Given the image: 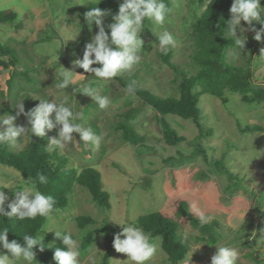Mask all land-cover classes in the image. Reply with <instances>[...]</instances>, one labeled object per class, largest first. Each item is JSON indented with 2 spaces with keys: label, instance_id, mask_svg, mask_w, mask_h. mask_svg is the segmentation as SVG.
<instances>
[{
  "label": "rangeland",
  "instance_id": "374dc122",
  "mask_svg": "<svg viewBox=\"0 0 264 264\" xmlns=\"http://www.w3.org/2000/svg\"><path fill=\"white\" fill-rule=\"evenodd\" d=\"M98 1L0 0V11L12 9L17 14L15 21L0 23V44L12 47L18 58L16 65L0 69V116L14 115L16 105L22 100L24 105L25 98L34 107L39 104L38 99L63 98L65 93L55 87L61 78L60 72L63 68L72 70L77 40L90 42L97 32L94 24L89 30L82 8ZM209 2L165 0L172 12L162 27L151 22L144 24L140 33L141 62L131 73L105 83L84 73L83 69H75L77 74L85 75L74 74L79 84L90 85L111 98L107 109L99 108L85 94L72 95L75 86L65 89L68 104L74 111L83 113V119L78 122L91 127L102 139L99 147L85 148L79 135L74 133L77 142H73L70 150L64 155L59 150L56 152L66 157L68 167L77 172L91 167L100 173L110 208H98L87 190L75 185L68 196L67 207L48 218L38 234L54 244L61 240L56 231L71 232L80 242L88 230L106 229L94 234L92 245L81 252L80 264H91L90 256L95 258L96 264H104V260L107 264H130L125 254L114 249L113 238L121 232L122 226L135 224L138 217L152 212H160L178 225L177 234L188 249L185 260L192 254L190 264H210L216 246L221 244L236 248L237 264H264V101L245 104L240 94L225 92L227 102L223 105L218 98L201 94L198 102L201 123L205 129H210L211 135L200 136L190 120L167 115L171 126L183 138L175 146H168L162 140L156 112L135 95L125 92L124 85L134 80L136 86L159 97H178L180 76L161 60L157 37L165 30L173 34L177 43L169 51L170 61L193 75L192 26ZM261 5L264 6V0ZM104 24L106 32L109 31L110 23L104 21ZM240 52L228 48L227 63L247 67L251 52L247 49ZM0 60L8 61L9 57L0 56ZM250 68L255 86L264 89V45L256 49ZM194 91H198L197 88ZM126 113L133 114L129 123L143 136V144L131 145L120 138L116 126ZM236 122L242 128L258 125L263 130L241 133ZM16 123L26 126V117L21 115ZM56 135L55 129L47 132L46 147ZM17 142L8 145V150L17 152L24 148L28 136L18 137ZM221 167L234 178L221 173ZM17 173L0 164V189L14 181L19 187ZM4 191L9 196L7 205L14 195L9 189ZM180 203H184V207ZM193 204L212 217L210 222L217 223L214 243L189 225L188 215L198 218L193 213ZM79 216L90 217L95 224L81 230L76 225ZM152 241L157 252L147 264H169L161 250L160 238H152ZM198 245L201 246L197 249ZM0 253L11 258L2 247Z\"/></svg>",
  "mask_w": 264,
  "mask_h": 264
},
{
  "label": "clouds",
  "instance_id": "9594fccd",
  "mask_svg": "<svg viewBox=\"0 0 264 264\" xmlns=\"http://www.w3.org/2000/svg\"><path fill=\"white\" fill-rule=\"evenodd\" d=\"M100 2V0H99ZM172 8L165 3V0H122L118 6V12L112 15V23L107 25L109 31L106 32L104 18L110 14L108 10H102L95 6L90 7L84 13V21L91 30L93 24L97 32L84 46L82 58L73 61L72 70L65 68L60 72V79L56 82V89L65 93L62 99H38L39 104L29 111H25L22 101L15 109L14 115L6 114L0 116V145H14L17 138L25 136L44 138L47 132L57 131V135L49 140L46 151L59 150L64 155L79 135V141L83 142L85 148L89 146L99 147L102 136L97 135L91 127H84L78 121L83 119V113L74 111L68 104L66 88L75 86L72 95L82 93L95 101L99 108L107 109L112 101L107 95H101L99 90L90 85H81L74 78L85 77L84 74H77L76 68L83 69L84 73L91 74L96 80L108 83L114 78L131 73L141 62V51L143 41L140 33L143 31L145 21L162 27ZM230 18L225 22L227 36L231 37L235 48L240 52L245 47V32H253V39L261 42L264 37V6L261 0H232L229 9ZM244 22L242 26L241 22ZM259 24V29L256 28ZM224 35V33H223ZM77 38V37H76ZM69 38L68 40H75ZM157 47L160 52L167 55L171 48L175 47L177 41L172 33L163 31L157 37ZM241 53V52H240ZM93 65H98L93 67ZM125 92L135 95L136 82L132 80L125 86ZM21 115L26 117L27 125H19L16 120ZM19 187L16 181L5 188L0 189V217L15 218L16 220H35L37 217L51 218L56 211L57 201L51 195H45L36 187L39 184H47L48 177L43 173H38L33 180H25L21 173H17ZM4 189H9L14 195V199L7 203L9 196ZM193 213L198 217L200 224L210 222L212 217L206 216L197 205L193 204ZM119 225V224H117ZM238 229L240 225L237 226ZM50 231V230H49ZM9 228L0 229V247L7 250L8 254L0 253V264H33L36 261L34 248L43 251L45 246L44 237L39 235L25 234L23 246L16 240L9 242ZM56 235L61 238L63 248H56L53 259L56 264H80V243L73 238L71 232L63 234L56 231ZM123 237V239H121ZM202 245V244H201ZM201 245L197 246V249ZM113 247L118 253L125 254L130 264H147L156 255L157 246L153 243L150 234L146 233L139 226L129 223L122 226L120 233L113 238ZM192 255V254H191ZM191 255L182 264H190ZM91 264H96L95 258L89 257ZM239 253L235 247L221 244L216 246L215 253L211 256L210 264H237Z\"/></svg>",
  "mask_w": 264,
  "mask_h": 264
},
{
  "label": "trees",
  "instance_id": "16d2710c",
  "mask_svg": "<svg viewBox=\"0 0 264 264\" xmlns=\"http://www.w3.org/2000/svg\"><path fill=\"white\" fill-rule=\"evenodd\" d=\"M122 0H100V2L88 3L83 6V14L90 7H99L108 10L110 14L104 18L105 23H111L112 15L118 12L119 3ZM232 0H210L202 14L196 18L192 26V41L194 52L191 61L195 72L189 75L180 70L170 61V53L167 55L160 53L163 63L180 76L178 86V97H159L148 90L136 86L135 96L144 104L149 106L157 114V122L161 128L162 140L168 146H175L183 141L182 136L171 126L167 115L177 116L183 120H190L198 135H211L210 129H205L201 123L200 110L198 108L199 96L208 94L216 97L225 105L227 100L225 92L238 93L241 101L245 104H253L264 101V89L255 86L250 68L251 61L256 49L264 45V37L261 42L253 39V32H245L246 44L243 49L250 51L249 65L239 67L228 64L226 61V50L235 48L231 37L227 36L224 29L225 22L230 18V6ZM17 14L12 9L0 11V23H11L15 21ZM149 21H145L148 23ZM242 26L244 22H241ZM260 25L256 24L259 29ZM224 33V35H223ZM87 42L78 39L75 44L76 59L82 58L84 46ZM0 56L9 57L8 61L0 60V69H7L18 62L15 50L8 45L0 44ZM98 65H93L96 67ZM122 85H124L122 83ZM126 86V85H124ZM198 91H194V90ZM25 111L34 108V105L27 98L24 99ZM133 114H123L116 126L120 138L131 145L143 144L144 138L129 123ZM236 126L241 133L262 131L258 125L241 127L239 122ZM45 137L28 136L27 145L17 152L8 150V145H0V164L10 167L21 173L24 179H35L38 173H43L48 177L47 184H39L36 187L45 195H51L57 201L56 211L65 209L68 205V196L72 193L75 185L83 187L90 195L93 203L100 209H109V195L103 189L100 173L91 167H85L77 172L74 168L68 167L67 158L60 156L56 151H46ZM221 166V165H220ZM222 172L228 178L233 179V174L225 167H221ZM184 207V203H180ZM6 211L8 210L5 205ZM54 211L53 214L56 212ZM185 213V212H183ZM52 214V215H53ZM48 218L37 217L35 220H16L0 217V229L9 228V242L16 240L23 246L22 236L25 234L36 235L45 225ZM189 225L200 233L203 237L215 242L216 226L215 221L200 224L199 219L194 216H187ZM95 224V221L87 216L76 218V225L79 229H84L88 225ZM135 225L142 228L151 238H160V247L166 256L169 264H178L185 260L188 249L177 234L178 225L165 217L160 212H152L138 217ZM106 229L88 230L81 238L80 252L87 250L93 243L96 232L103 233ZM45 246L43 251L34 248L36 253L33 263L35 264H56L53 253L56 248H63L62 240L51 243L44 237ZM256 254V253H255ZM254 254V255H255ZM252 255V257H255ZM107 254L105 255V258ZM104 264L106 260H104Z\"/></svg>",
  "mask_w": 264,
  "mask_h": 264
}]
</instances>
